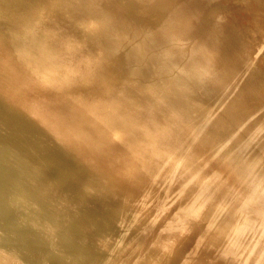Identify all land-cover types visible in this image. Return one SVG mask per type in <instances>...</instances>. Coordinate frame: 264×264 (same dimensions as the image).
Here are the masks:
<instances>
[{
  "label": "bare ground",
  "instance_id": "6f19581e",
  "mask_svg": "<svg viewBox=\"0 0 264 264\" xmlns=\"http://www.w3.org/2000/svg\"><path fill=\"white\" fill-rule=\"evenodd\" d=\"M0 148L95 264H264V0H0Z\"/></svg>",
  "mask_w": 264,
  "mask_h": 264
},
{
  "label": "water",
  "instance_id": "95a60500",
  "mask_svg": "<svg viewBox=\"0 0 264 264\" xmlns=\"http://www.w3.org/2000/svg\"><path fill=\"white\" fill-rule=\"evenodd\" d=\"M1 150L0 148V156H2L0 162L3 164L0 165V177H6L12 182L15 180L27 181L25 177L27 173H24V171L22 172L23 169L21 170L19 167V170L16 169L14 172L11 170H3V165L6 162H10L11 158L6 154L8 151L2 153ZM23 198L24 197L21 196L22 200ZM26 205L27 206L24 205L22 207V202L20 201V209L17 217H0L1 223L10 232L15 233V235L20 238L19 242H21L24 247L39 251L43 256L45 252H50V255L45 257L46 259H42L43 263L44 260L47 261L48 259L50 263L55 261L65 264L63 262L66 261V264H95V262L89 258L86 251H83L78 244V242L82 240L79 233L70 226L63 228V221L56 219L52 209L48 206L40 205L35 200H31V203H26ZM51 228L55 231H59V236L52 237L47 235L48 230ZM62 228L65 231H63ZM51 249H54L57 254L51 252ZM18 261L19 264H41L37 258H32L27 251L19 256Z\"/></svg>",
  "mask_w": 264,
  "mask_h": 264
},
{
  "label": "rangeland",
  "instance_id": "374dc122",
  "mask_svg": "<svg viewBox=\"0 0 264 264\" xmlns=\"http://www.w3.org/2000/svg\"><path fill=\"white\" fill-rule=\"evenodd\" d=\"M230 36H231V39L233 41V44L238 48L241 47V43H240L239 39L237 38V36L232 31H230Z\"/></svg>",
  "mask_w": 264,
  "mask_h": 264
}]
</instances>
